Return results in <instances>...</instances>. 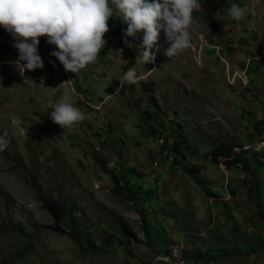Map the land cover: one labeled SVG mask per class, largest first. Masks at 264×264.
<instances>
[{
	"label": "rangeland",
	"instance_id": "1",
	"mask_svg": "<svg viewBox=\"0 0 264 264\" xmlns=\"http://www.w3.org/2000/svg\"><path fill=\"white\" fill-rule=\"evenodd\" d=\"M205 1L177 58L165 55L161 32L155 62L136 63L143 33L126 47L117 17L107 47L77 74L43 37L45 67L25 72L0 26V135L10 139L0 152V264H264V135L255 128L264 126V0H228L214 16ZM233 3L248 9L239 22L226 15ZM134 65L142 78L121 87ZM62 97L85 117L66 133L48 114V99ZM240 147L263 164L257 183L241 168ZM100 162L133 168L138 184L156 189L142 208L150 239ZM185 169L199 171L196 180ZM47 196L75 206L80 242L45 208ZM20 222L26 231L11 229ZM205 252L209 260L195 263Z\"/></svg>",
	"mask_w": 264,
	"mask_h": 264
},
{
	"label": "clouds",
	"instance_id": "2",
	"mask_svg": "<svg viewBox=\"0 0 264 264\" xmlns=\"http://www.w3.org/2000/svg\"><path fill=\"white\" fill-rule=\"evenodd\" d=\"M201 7V0H0V26L12 36L18 51L16 63L25 72L45 67L39 54L43 37L56 49L51 55L64 70L77 74L97 61L98 54L107 47L105 37L110 32L109 23L117 17L127 26L123 30L126 47L135 49L137 46L128 38L135 39L138 33H143L136 63L155 62L161 32L169 45L165 55L170 60L177 58L190 47L194 12ZM247 13V7L236 3L226 10V15L236 22L245 18ZM141 78L135 65L129 67L120 80L121 87L134 85ZM56 89L48 88L50 93ZM47 104L51 121L60 126L63 133L71 132L85 118L81 110L66 98H49ZM22 124L21 119L11 118L12 128L21 134L26 132ZM9 144L8 133L4 132L0 135V152Z\"/></svg>",
	"mask_w": 264,
	"mask_h": 264
},
{
	"label": "trees",
	"instance_id": "3",
	"mask_svg": "<svg viewBox=\"0 0 264 264\" xmlns=\"http://www.w3.org/2000/svg\"><path fill=\"white\" fill-rule=\"evenodd\" d=\"M227 4H228V0H206L204 3L205 10L209 11L212 14V16H214L217 12H220L223 9H225L227 7ZM151 101H153V99H151ZM152 105L153 107H156L154 101L152 102ZM260 124L261 123H257L256 125L257 127L255 128L261 130L260 136H262L264 135V126ZM240 149H241L240 152L242 153L239 154L238 160L241 162V168L248 174V176L254 183H257V176L260 170L263 168V164L257 157L255 158V156H250L248 151L242 150L243 147H240ZM178 151L179 149L177 148L175 152L178 153ZM99 164L103 172L108 175H111V178H113V180L117 184L122 183L121 186L122 196L127 201L132 203L136 208L138 214L141 216V221L144 224L143 228L146 231V236L150 239V231L147 227H145L147 224V221H145L146 215L143 212L142 208L143 205L155 201L158 195L156 189L146 186L144 183L138 184L139 182H141L143 175H139L138 173H136V171H134L133 168H128L125 167L124 165H120L117 173L111 168L109 169L108 167H106L104 163L100 162ZM185 170L193 179L196 180V178L199 175V171L193 172L188 169ZM207 196L214 197L215 195L209 193ZM43 203L45 208L48 210V212L56 219L60 218V220L63 221V223L67 226L71 236L80 242L84 233H83L82 225L78 221L74 220L75 218L73 216V213L76 211L75 206L72 204L58 205L56 199L52 196H47L43 198ZM262 216L264 218V214ZM2 219L4 220L2 224L8 223V226H11V224H13L10 217H4ZM26 228H27L26 224L22 222H20L18 224V227L16 228L14 226L11 227L12 230L15 229L20 233L26 231ZM103 241L105 244L109 245L110 247L114 246V241L109 242L108 237H104ZM221 252H223V254L225 255L229 254L225 247H222ZM209 258L210 256L207 252L203 254L194 253L193 255V259L195 263H198L199 261H208Z\"/></svg>",
	"mask_w": 264,
	"mask_h": 264
}]
</instances>
